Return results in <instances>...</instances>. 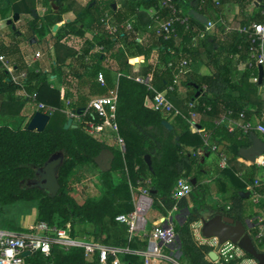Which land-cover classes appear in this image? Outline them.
Listing matches in <instances>:
<instances>
[{
  "label": "trees",
  "instance_id": "16d2710c",
  "mask_svg": "<svg viewBox=\"0 0 264 264\" xmlns=\"http://www.w3.org/2000/svg\"><path fill=\"white\" fill-rule=\"evenodd\" d=\"M53 1L58 6V12L55 16H45L43 24L38 26L40 19L32 13L37 7V0H0V20L6 25L16 13L26 17L21 27L7 25L15 28L11 30L13 37L9 43L0 41L1 54L13 63L17 72H28V94L37 92L40 102L56 108L44 132L29 131L28 125L24 128H0V207L36 203L37 222H46L60 229L70 225L71 235L75 237L74 224L78 221L90 227L91 231L87 233L91 239L88 240L104 244L107 219L112 224L121 225L128 234L127 226L116 219L135 210L131 186H149L157 219L168 216L175 206L187 212L183 222L174 221L181 244L182 264H216L208 259L213 248L199 244L192 229L203 213L210 211V218L223 215L247 225L248 220L257 217L264 208V201L253 202L249 190L251 187L264 194V156L258 163L245 166L239 161L242 159L240 150L252 146L250 134H244L238 128L231 132L224 124L217 123L224 116L245 123L249 122L253 112L262 113L264 107L259 91L264 82L260 83L257 70H239V65L250 58V41L237 29L227 31V26L220 22L225 5L233 3L239 9L237 16L241 18V26L260 23L263 21L264 2L256 5L257 0H172L182 14L190 17L191 26L188 31L177 25L176 33L167 39L161 33L155 16L147 14L148 10L155 9L161 19L169 18L172 12L167 7H161L163 0H121L118 8H114L117 0H91L76 13V20L70 22H65L63 15L73 11L74 0ZM191 9L206 16L209 22L218 20L215 30L220 34L204 33L205 24L189 15ZM106 13L113 16L117 25L129 23L132 29L123 30L116 37L108 36L101 24V18ZM85 20L90 29L97 32L91 39L85 40L78 52L64 41L73 36L84 37L85 24L77 26L76 23ZM56 25L59 28L55 31ZM48 34L53 39L54 62L49 69L42 68L40 61L29 69L26 61L28 54L23 51L19 39L24 36L32 44L33 40L36 42ZM49 46L44 48L43 54L52 57ZM102 47L99 51L98 48ZM141 57H144L141 68L135 72L130 61ZM184 61L188 63L185 69L181 67ZM202 67H207L210 74H199ZM114 70L119 74L116 119L119 136L126 145L125 153L108 142L106 136L94 137L85 131V124L91 121L90 115L84 116L81 124H74L76 128L65 129L70 119L67 111L82 114L92 97L107 92L96 82L97 74L104 72L111 87ZM146 76H151L152 86L158 92L164 91L176 77L179 78V86L169 97L173 103L181 104L185 116L188 114L187 105L191 102L197 104L195 125L205 129L211 144L220 147L228 160L226 169L218 163L215 172L229 176L236 186L228 209H212L207 203L202 177L209 174L206 156L213 154L211 146L203 142L201 135L183 116L165 114L146 106V99L153 98L154 92L137 81ZM255 77H258L257 82L252 80ZM180 87L187 90L183 100L179 94ZM20 91L21 88L0 69V96H5V104L12 106L14 111L11 114L16 117L29 101L18 100L16 95ZM243 112L245 120L240 119ZM163 121L171 122L174 130H167ZM104 150H110L115 156L111 171L104 173L100 170L104 189L99 196L88 197L81 204L69 191L85 179L76 169L91 165L98 167L95 160ZM148 155L152 160V170L145 162ZM56 156L64 158L58 177L61 191L51 198L46 191L31 188V185L38 179L37 170ZM241 171L242 177L239 176ZM114 174H125V181L116 183ZM179 179L188 180L193 185V191L189 197L176 201L173 194ZM193 179H196L195 185ZM256 181L262 185L257 187ZM241 192L249 193L250 198H242ZM10 229L27 232L16 227ZM147 243V240L134 237L131 247L144 250ZM257 248L264 253V247ZM246 257L254 260L248 254ZM137 258L128 254L124 261L133 264ZM26 263L100 264L98 252L86 257L82 248L65 251L59 245H53L49 258L35 252L26 257Z\"/></svg>",
  "mask_w": 264,
  "mask_h": 264
},
{
  "label": "built area",
  "instance_id": "2783aa9c",
  "mask_svg": "<svg viewBox=\"0 0 264 264\" xmlns=\"http://www.w3.org/2000/svg\"><path fill=\"white\" fill-rule=\"evenodd\" d=\"M218 1V0H214ZM161 7H167L172 15L167 19H161L156 13L155 20L159 25L161 33L168 39L176 33V26H183L186 30L190 29V17L182 14L181 11L173 4L172 0H163ZM263 21L260 23L253 22L251 24L240 26L237 28L238 32L245 36L251 44L250 58L246 63H241L243 70H257L262 67L264 72V11L262 12ZM101 24L103 32L110 37H116L123 30H131L132 25H117L114 18L109 13H106L101 18ZM216 23L208 22L205 24L204 33L210 32L215 28ZM231 29H227L229 31ZM102 48H98L102 51ZM44 54L36 52L33 59L28 62V68H34L35 63L43 60ZM135 60H131L132 65ZM0 64L1 70L6 72L11 78L14 84H17L21 88L24 97L30 102L37 105L38 111L51 117L56 112V108L47 106L39 101V94H28L27 76L28 72H17L13 63H11L3 54H1L0 48ZM187 61L181 64L183 69L187 66ZM39 72V69L36 70ZM183 72V70L181 71ZM104 72H99L96 76V82L102 87L107 89V92L103 95H97L91 98L86 109L81 113H75L67 111V114L73 124H81L84 116L90 115L91 121L85 124V131L94 137L103 136H115L121 143L123 153L126 152V145L122 138L119 136L118 124H117V108L119 101V74L117 81L110 87L107 83ZM138 82L146 85L149 90L154 92L153 98H147L149 102V108L154 111H159L165 114L180 115L187 119V121L195 128V130L203 134L204 143L207 146H211L213 153L219 158V166L222 169L228 167V160L222 149L216 145H212L210 136L204 129H199L195 125V119L197 118V104L195 102L189 103L188 114L182 115L174 106L170 99V95L173 94L179 86V78L176 77L173 83L169 84L167 88L158 92L152 86L151 76L141 77L137 79ZM254 82L258 81V77L253 78ZM69 105V102H67ZM231 114V113H230ZM228 116H224L222 120L217 122L218 124H224ZM245 113H241L240 119L245 120ZM240 129L244 134H251L252 132L261 135L264 138V125L254 124L252 122L242 123L241 121H235L229 131L234 129ZM262 158V157H261ZM259 158V160H261ZM257 160L255 163H258ZM242 163L250 166L251 163L239 159ZM257 187L262 184L259 181L255 182ZM133 192V199L135 210L129 214L119 215L116 221L120 224L126 225L130 234V239L139 237L140 239L147 240V246L144 250L140 251L138 255L144 258V264L167 263V264H182L181 257V244L178 236L175 232V223L173 214L179 212L178 206H175L173 211L168 215L155 220L152 223L151 229L149 228L148 220L146 216L149 212L154 211L153 198L150 194V187H134L131 186ZM252 192V200L258 204L261 200L264 201V194L259 193L249 187ZM193 191V185L186 179H179L175 187L173 199L178 201L182 198L189 197ZM229 208V207H228ZM248 234L250 235L255 246L264 247V208L261 209L259 215L247 222ZM211 240V242H210ZM199 244H206L213 248L218 256L216 264L230 263L232 261H239L246 257L244 252L237 244L228 241L224 244H220L217 238L206 239L203 235L198 240ZM53 245H59L65 251L71 248H82L85 251L86 257H90L95 252L99 253L100 264H125L122 262L121 250L113 247H107L100 243L93 242L86 239H78L71 235V227L67 226L64 229H60L56 226H50L46 222H37L29 231L25 233H18L9 229L0 228V264H27L25 253L40 252L45 258H49L52 255ZM247 258V257H246ZM209 260H211L208 257ZM254 264H257L255 260L249 259ZM52 264V263H51Z\"/></svg>",
  "mask_w": 264,
  "mask_h": 264
},
{
  "label": "rangeland",
  "instance_id": "374dc122",
  "mask_svg": "<svg viewBox=\"0 0 264 264\" xmlns=\"http://www.w3.org/2000/svg\"><path fill=\"white\" fill-rule=\"evenodd\" d=\"M38 1V0H37ZM51 1V0H50ZM48 2V6H43L45 10L38 9L36 11L37 18L40 19L38 21V26H41L44 21V17L47 15L55 16V14L58 12V6L55 4L54 1ZM73 0H70L72 2ZM91 0H74L73 4V11L70 13H67L64 15L63 19L74 21L77 17V12L84 8ZM71 4V3H70ZM1 6H4L3 4ZM116 8L121 6V0H117L115 4ZM33 13V12H32ZM25 16L21 17L22 21H18L15 24V26H23L25 24ZM77 26H81L82 24H85V35L84 37H70L64 41V44L69 46L70 48L77 50L80 52L82 49V46L86 39H91L97 31L90 29L88 21L85 20L76 23ZM13 28H9V26L6 25L5 21L0 20V41L2 42H10L12 40L13 35L12 30ZM212 32V31H211ZM21 41V47L23 51H25L28 56L30 57V61L33 59V56L36 52L44 53V48L50 44L49 48L52 52V43L53 39L50 37V34L46 36V38H38L36 42L32 41V44H30L27 41L26 37H21L19 39ZM44 60L41 62V67L44 69H49L50 64L54 62L53 54L52 57L44 54ZM33 111H31L32 113ZM108 142H110L112 145L117 146L122 149L121 143L118 139H116L115 136H112L110 138H107ZM219 158L215 156L214 159L207 162L208 171L209 174L204 175L202 177V183L203 186L206 189L207 192V202L211 206L212 209H219L224 208L228 209L231 205L230 196L232 192L236 189V186L232 183L229 176L225 174H217L215 172V167L218 165ZM241 162V161H240ZM245 166V163H243ZM78 173H81L85 176V179L82 183L72 186L69 191L70 195L73 196L79 203H84L88 197H97L100 195V192L104 189L101 179H100V168L96 166H85V167H78L77 169ZM243 171L239 172V176L242 177ZM115 182L120 183L122 181H125L126 175L125 174H114ZM37 204L36 203H16L13 205L0 207V228L1 229H10L11 227H16L18 229H21L23 231H29L35 224L37 223ZM211 215L210 211H205L201 217V219H209ZM176 217V215H175ZM185 219V216H182L180 221L183 222ZM201 219L199 222L194 224L192 226V229L194 231L195 239L198 241L202 236V223ZM109 227L113 228L116 224H112L109 221L107 222ZM70 226V225H68ZM117 226V225H116ZM75 229V236L77 235L78 239H91L90 234L87 232H90L91 229L89 226H86L85 224L75 221L74 224ZM211 242V240H210ZM236 264H254L251 262L248 258H244L242 260L237 261Z\"/></svg>",
  "mask_w": 264,
  "mask_h": 264
},
{
  "label": "water",
  "instance_id": "95a60500",
  "mask_svg": "<svg viewBox=\"0 0 264 264\" xmlns=\"http://www.w3.org/2000/svg\"><path fill=\"white\" fill-rule=\"evenodd\" d=\"M264 0H257L256 5H260ZM116 6L114 5V8ZM189 15L195 20L199 21L202 24H208L209 20L206 16L199 13L195 9L189 11ZM33 16L37 18V14L34 11ZM21 15L16 13L11 19L7 21V25H12L20 20ZM13 28H15L13 26ZM59 28L58 25L55 26V31ZM35 42V40H33ZM259 80L260 83L264 82V72L262 67L259 68ZM51 118L44 113L38 111L32 117L28 124L29 131L44 132L49 124ZM163 126L169 130L173 131L174 126L169 121H163ZM70 127L76 128V125L73 124V120L68 119L65 129ZM252 140V146L250 148H243L240 150V156L243 160L254 164L259 158L264 156V141L256 133L252 132L250 134ZM176 141H179V137L176 138ZM209 156V154H208ZM114 154L110 150H104L99 157L96 158L95 163L98 165L100 170L104 173L111 171L112 162L114 161ZM64 158L62 156H56L49 160L42 168L37 170L38 179L34 181L31 185V188H39L46 191L51 198H55L61 191V185L59 183V168L61 163H63ZM151 157L148 155L145 157V162L152 170ZM192 183L196 184V179L192 180ZM240 195L244 199H249L250 194L241 192ZM202 223V235L206 239L217 238L220 244H224L228 241H231L237 244L244 252L252 256L257 264H264V253L260 252L252 241L250 235L248 234V226L241 221H235L234 219L223 216L216 215L207 220L201 219ZM30 252L25 253V257H28ZM209 258L212 262L218 261V256L215 252L209 254ZM132 264V263H128Z\"/></svg>",
  "mask_w": 264,
  "mask_h": 264
},
{
  "label": "crops",
  "instance_id": "0c3cea01",
  "mask_svg": "<svg viewBox=\"0 0 264 264\" xmlns=\"http://www.w3.org/2000/svg\"><path fill=\"white\" fill-rule=\"evenodd\" d=\"M49 1L50 0H38L37 1V7L32 12H34V11L36 12L38 9L45 10L43 6H48L47 2H49ZM52 1L53 0H51L50 2H52ZM255 4H256V2H255ZM155 13H156L155 9H150L147 11V14L150 17H152ZM238 13H239V9L235 4H233V3L226 4L225 8H224V12H223V19L220 23H224L227 26L226 29H237V28H239L241 26V18L237 16ZM63 17H64V15H63ZM20 20H21V17H20ZM65 22H70V20H66ZM215 23H219V21L217 20ZM211 31H210V33H214V34H216V36H218L220 34L218 31L215 30V28H213ZM52 54H53V49H52ZM136 60H138V61H136ZM143 60H144V57H141L140 59H135V62H133V64H132L135 72H138L140 70L141 63L143 62ZM26 61L30 62V57H26ZM239 70L242 72L244 71L242 66L239 67ZM257 71L259 72V69H257ZM259 73H258V75H259ZM199 74L208 75V74H210V71L207 67H202L200 69ZM117 75H118V73L114 70L112 75H111V76H113L114 81H117V79H118ZM179 94H180L181 100H183L187 94V90L184 87H180L179 88ZM16 97L18 98V100H21V101H23V99L26 100L22 91L18 92ZM259 99L263 102V107H264V86L262 88H260ZM145 104L149 108V102L147 99H146ZM173 104H174L175 108L182 115H185L182 111L181 104H179V103L178 104L173 103ZM15 109H16V107H15ZM13 111H14V109L12 108L11 105L5 104V96H0V128L3 126H9L12 128H18V127L24 128L29 124L30 120L32 119V115L35 114L36 112H38V109H37L36 104L28 101V102H26V105L24 106V109L22 110L20 115H17V117H16L15 115L11 114V113H13ZM31 111H33V112L31 113ZM249 122H252L254 124H260L261 123L264 125V111L262 113L253 112L250 116ZM233 123H234V120L231 118H228L224 122V125L227 128H231ZM196 127L199 129H203L200 125H196ZM200 135L203 139V134H200ZM110 137L111 136H106V138H110ZM260 137L264 141V138L261 135H260ZM203 142H204V140H203ZM198 153L200 155H202V153L200 151ZM215 156H217L215 153H213L212 155H209V156L207 154L206 157L208 159L206 161L207 162L211 161L212 159L215 158ZM203 160H201V161H203ZM186 213L187 212L184 210H181L179 212L174 213L173 214L174 221L181 222L180 221L181 217L185 216ZM175 215H176V217H175ZM146 219L148 220L149 226L153 222H155V220L157 219L155 210L152 212H149L148 215L146 216ZM108 221L109 220L107 219L105 222L106 223L105 224L106 225V235L104 236L105 243L104 244L101 243V244L104 246H107V247H113V248H117L118 250H121L123 252L121 254V259H122V262L125 264H126V262L124 260H125L126 255H128V254H132V255L138 257L135 260V263H133V264H144V258L141 257L140 255H138V253L142 250H140L138 248H132L131 247L132 240L130 239L129 232H128V234H126L124 232L122 226L119 224H116L117 226L115 225V227H113V228L109 227V225L107 224ZM9 230H11V229H9ZM75 237L77 238L78 236L76 235ZM153 264H167V263L155 262Z\"/></svg>",
  "mask_w": 264,
  "mask_h": 264
}]
</instances>
